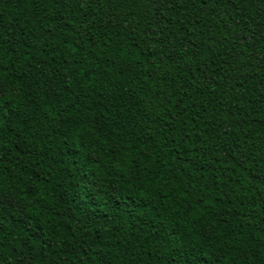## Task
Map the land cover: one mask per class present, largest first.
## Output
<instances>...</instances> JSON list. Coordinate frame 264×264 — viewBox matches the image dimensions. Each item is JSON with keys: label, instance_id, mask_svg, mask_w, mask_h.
<instances>
[{"label": "trees", "instance_id": "trees-1", "mask_svg": "<svg viewBox=\"0 0 264 264\" xmlns=\"http://www.w3.org/2000/svg\"><path fill=\"white\" fill-rule=\"evenodd\" d=\"M0 264H264V0H0Z\"/></svg>", "mask_w": 264, "mask_h": 264}, {"label": "rangeland", "instance_id": "rangeland-1", "mask_svg": "<svg viewBox=\"0 0 264 264\" xmlns=\"http://www.w3.org/2000/svg\"><path fill=\"white\" fill-rule=\"evenodd\" d=\"M1 89V88H0Z\"/></svg>", "mask_w": 264, "mask_h": 264}]
</instances>
